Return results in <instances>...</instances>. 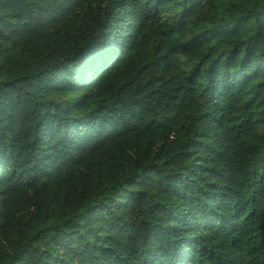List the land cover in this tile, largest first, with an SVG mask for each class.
Segmentation results:
<instances>
[{"label":"trees","instance_id":"16d2710c","mask_svg":"<svg viewBox=\"0 0 264 264\" xmlns=\"http://www.w3.org/2000/svg\"><path fill=\"white\" fill-rule=\"evenodd\" d=\"M0 264H264V0H0Z\"/></svg>","mask_w":264,"mask_h":264}]
</instances>
